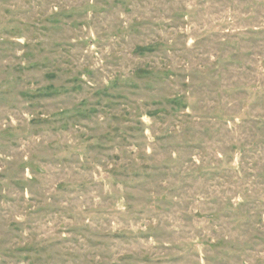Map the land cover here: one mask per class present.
I'll use <instances>...</instances> for the list:
<instances>
[{
  "label": "rangeland",
  "instance_id": "374dc122",
  "mask_svg": "<svg viewBox=\"0 0 264 264\" xmlns=\"http://www.w3.org/2000/svg\"><path fill=\"white\" fill-rule=\"evenodd\" d=\"M0 264H264V0H0Z\"/></svg>",
  "mask_w": 264,
  "mask_h": 264
}]
</instances>
